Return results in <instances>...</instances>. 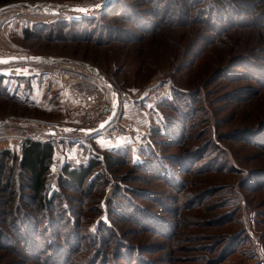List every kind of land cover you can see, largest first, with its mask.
Listing matches in <instances>:
<instances>
[{"label":"rangeland","instance_id":"obj_1","mask_svg":"<svg viewBox=\"0 0 264 264\" xmlns=\"http://www.w3.org/2000/svg\"><path fill=\"white\" fill-rule=\"evenodd\" d=\"M0 8V57L18 58L0 63V123L59 134L45 207L12 159L24 141H0V264H264L263 1ZM98 80L102 122L82 130ZM90 159L83 186L61 180Z\"/></svg>","mask_w":264,"mask_h":264},{"label":"trees","instance_id":"obj_2","mask_svg":"<svg viewBox=\"0 0 264 264\" xmlns=\"http://www.w3.org/2000/svg\"><path fill=\"white\" fill-rule=\"evenodd\" d=\"M238 3L252 2L253 0H234ZM263 1L264 4V0ZM2 77H0V86L2 85ZM21 152L17 156L15 153L12 155L13 160L16 162L18 168L21 171L22 177H25L28 181L25 183L33 197L39 199L42 207H45L48 203L51 204L52 198L47 196V180L48 173L51 170V165L55 156V144L54 141H36L27 140L21 145ZM12 154L11 149H5L2 151V155L10 157ZM99 162L90 159L87 163L80 165H74L66 163L62 168V177L67 178L70 182L83 186L88 177L97 169ZM3 171V166L0 165V172ZM65 181V180H64ZM24 185V184H23ZM54 218L51 220L53 221ZM56 259V257H54ZM62 259H56V264H60ZM63 264V263H62Z\"/></svg>","mask_w":264,"mask_h":264},{"label":"built area","instance_id":"obj_3","mask_svg":"<svg viewBox=\"0 0 264 264\" xmlns=\"http://www.w3.org/2000/svg\"><path fill=\"white\" fill-rule=\"evenodd\" d=\"M123 98H120L119 102L115 104L113 113L117 111V107L121 105ZM107 101V92L102 87L101 81L98 80L97 83L91 84L88 88L85 96V111L78 120V126L82 130H95L99 129L94 127L95 124H100L102 122L101 116L103 115L105 104ZM10 123H0V130L2 128H11L5 133L0 131V141H11V140H38L43 141L51 138H56L58 134V128L55 126L39 127L36 125H31L29 127L22 126H10ZM109 128V127H106ZM100 134L104 131L100 130ZM113 137L116 138V129L113 131Z\"/></svg>","mask_w":264,"mask_h":264},{"label":"water","instance_id":"obj_4","mask_svg":"<svg viewBox=\"0 0 264 264\" xmlns=\"http://www.w3.org/2000/svg\"><path fill=\"white\" fill-rule=\"evenodd\" d=\"M112 0H108V3L111 2ZM41 7V5H38V8ZM73 10L78 11V12H87L89 9H91L90 7H72ZM45 10L47 12H57L56 10H52L50 8H45ZM0 12H1V8H0ZM17 57H0V63H9L11 61H15L17 60ZM48 123V122H45ZM106 125V122H104L100 128H103Z\"/></svg>","mask_w":264,"mask_h":264}]
</instances>
